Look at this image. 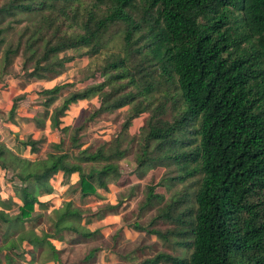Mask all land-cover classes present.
I'll use <instances>...</instances> for the list:
<instances>
[{
  "label": "trees",
  "instance_id": "16d2710c",
  "mask_svg": "<svg viewBox=\"0 0 264 264\" xmlns=\"http://www.w3.org/2000/svg\"><path fill=\"white\" fill-rule=\"evenodd\" d=\"M31 16L35 24L25 29L23 38L28 37L25 54H31L28 61H35V66L25 69V59L23 70L37 79L74 61L59 58L61 53L87 49L90 56L99 55L107 48L109 31L123 26L122 52L110 57L99 75L104 81L72 93L51 113L67 86L42 92L46 111L37 119L39 128L49 119L54 129H60L74 105L96 96L100 105L94 117L131 106L124 131L134 119L152 111L158 89L165 88L162 98L175 106L173 121L156 115L151 119L139 167L174 163L182 174L178 181L199 176L194 206L183 209L182 199L173 200L151 223L152 227L158 220L171 221L179 225L177 231L133 228L163 240L171 235L190 254L160 253L141 264H264V0H8L0 7L1 20L22 23V17ZM4 33L0 29V50L6 43ZM21 49V43L6 49L2 74L8 73ZM16 109L14 105L11 118ZM156 110L166 112L164 106ZM62 130L66 133L71 127ZM81 130L74 129L72 138L77 163L59 145H55L58 152L45 160L31 161L0 144V167L15 172L20 182L12 181L19 212L11 216L10 206L1 203L0 230L6 232L0 249L9 251L6 264H17L12 253L20 248L31 263L36 251L43 250L49 254L47 263L61 264L58 241L64 242L68 234L84 241L96 239L102 231L92 232L83 222L90 225L122 206L121 199L116 206L87 216L88 211L68 199L53 211L52 232L30 231L14 238L35 222V208H49L50 202L42 197L53 194L58 175L68 180L78 174L71 193H79L81 201L103 198L100 192H109L111 184L123 185L120 161L127 151L121 149L122 136L90 152L82 149ZM22 144L38 151L32 137ZM81 164L94 167L87 172ZM156 189L157 185L148 186L145 206L163 199ZM100 250L94 247L85 263L94 261Z\"/></svg>",
  "mask_w": 264,
  "mask_h": 264
},
{
  "label": "rangeland",
  "instance_id": "374dc122",
  "mask_svg": "<svg viewBox=\"0 0 264 264\" xmlns=\"http://www.w3.org/2000/svg\"><path fill=\"white\" fill-rule=\"evenodd\" d=\"M7 1L0 0V7ZM141 4L143 5V1ZM22 19V23L16 22L17 19L13 18L0 19V29L5 30L4 36L6 38V43L0 50V68L6 49L10 45L17 47L19 43L22 44V49L15 58L14 64L9 67L8 73L2 74L0 71V98H2L0 102V144H4L16 155L31 161L45 160L50 153L58 152L55 145H59L60 150L69 153L71 161L77 163L74 154L76 155L78 150L73 148L72 138L74 129L82 128L80 131L82 149L96 152L102 146L111 145L118 137L122 136L121 149L126 150L127 155L120 161V169L123 175L120 182L123 185L111 184L109 192H100L103 198L90 197L81 201L79 193L76 195L71 193L72 186L79 179L78 174L68 180H65L62 175H58L57 181L54 183L52 197H42V199L46 198L51 202L53 201L49 208L47 210L35 208L32 213L34 217H37L35 222L26 225V228L20 230L14 238L17 239L20 234L30 231L39 235H43L42 231L52 232L51 217L53 211L62 207L68 199H73L77 206L88 211L87 216L98 214L99 211H104L103 209L109 205L116 206L118 200L122 199L123 204L117 211L110 213L108 210L103 217L93 218L94 220L90 225H86V221L83 222V225L92 232L102 231L96 239L84 241L81 237L73 234L66 236L67 244L72 239L78 240L73 244L59 248L62 249L60 253L61 264H141L160 253L188 257L190 251L177 245L181 240H177L171 235L163 240L133 228L137 225L143 228H154L163 233L179 230V225L171 221L158 220L152 227L151 223L164 212V209L173 200L182 199L185 202L182 206L183 209L194 206V196L200 185L199 176L190 178L185 182L178 181L177 178L182 174L174 163L164 162L149 169L139 167V163L145 158H143V152L149 123L153 116L156 115L157 118L164 121H173V116L177 115L174 111L175 106L172 103L167 104L166 100L162 98L165 88L154 92L155 103L152 111L145 112L134 119L126 131L123 130V127L132 115L131 106L94 117L100 105L98 96L74 105L60 129H54L49 119H46L43 128L38 127L37 119L38 117L42 119L46 111L45 96L42 94L44 90L52 89L57 85L67 86L59 95L58 101L50 109L51 113L61 106L72 93L83 91L88 85H93L94 81H104V78H100L99 75L108 65L110 57L122 52L123 26L114 27L109 31L106 37L107 48L99 55L90 56L87 49L61 53L58 55L59 58H75L74 61L67 62L64 66H55L50 72L45 73L43 79H37L29 76L23 70L25 59L28 63L26 65L28 68L25 69L35 66V61L31 63L28 61V56L31 54H25V43L28 37L23 38L25 29L33 27L35 19L33 16L22 17ZM14 105H17V109L14 118H11V109ZM160 106L166 108L164 115L155 113L156 108ZM17 127H20V130ZM64 127H71V130L65 133L62 130ZM14 134L18 135L19 139L14 138ZM31 137L37 142L38 151L36 153L32 152L31 146L22 144ZM153 146L155 144H152L148 151L150 157L154 156ZM81 165L87 172L94 167L92 164ZM0 170H2L1 167ZM14 174L15 172L9 170L8 173L5 172L0 175V209L3 208L1 203L5 201L10 206L9 213L11 216H15L20 209L17 199L13 198L10 193L13 186L12 181L14 180V183L17 184L20 183L15 180ZM128 180L129 183H127ZM151 185H157L156 193L163 199L154 200L151 206H145L148 186ZM5 232L4 228L0 230V248L4 244L1 237ZM94 247L100 248V252L94 261L85 263L84 258ZM23 251L24 248H20L15 254L12 253L14 258H17V264H46V261L50 259L47 252L38 250L36 251L35 263H31L24 259ZM8 252L0 249V259L3 264H6ZM29 258L31 260V257Z\"/></svg>",
  "mask_w": 264,
  "mask_h": 264
},
{
  "label": "crops",
  "instance_id": "0c3cea01",
  "mask_svg": "<svg viewBox=\"0 0 264 264\" xmlns=\"http://www.w3.org/2000/svg\"><path fill=\"white\" fill-rule=\"evenodd\" d=\"M1 100H2V98H0V102H1ZM38 121H39V120H37V123H38ZM38 125H39V123H38ZM17 128H18V127H17ZM18 129L20 130V127H19ZM19 130H17V131H19ZM13 137H14V138H18V135L14 134ZM18 139H19V138H18ZM3 173H5V172L3 171V169L0 170V175L3 174ZM16 184H17V183H16ZM12 188H13V187H11V192H10V193L12 194L11 196H12L13 198H14V197L16 198V195H15V193L12 191ZM48 197H52V196L49 195ZM16 199H17V198H16ZM49 199H50V198H49ZM42 200H43V201H46V200H48V199L44 198V199H42ZM48 201L50 202V204L53 202V201L51 202L50 200H48ZM3 202H4L6 205H8L5 201H3ZM17 204L20 205L18 199H17ZM50 204H49V206H50ZM59 208H61V207H59ZM67 245H69V244H67L66 242H65V243H64V242H59V241L57 242V248H58V249L61 248V246H67ZM62 248H64V247H62ZM60 250H62V249H60ZM46 264H56V263H55V262H48V263H46Z\"/></svg>",
  "mask_w": 264,
  "mask_h": 264
}]
</instances>
